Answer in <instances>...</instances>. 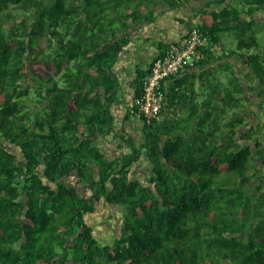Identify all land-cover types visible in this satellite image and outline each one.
<instances>
[{"label":"trees","instance_id":"trees-1","mask_svg":"<svg viewBox=\"0 0 264 264\" xmlns=\"http://www.w3.org/2000/svg\"><path fill=\"white\" fill-rule=\"evenodd\" d=\"M154 1L0 0V264H264V46L251 22L225 8L195 27L212 43L234 34L248 75L225 70L200 103L190 80L177 94L195 110L140 119L138 147L115 133L119 158L95 145L114 133L112 68L130 23L150 20ZM202 52L186 70L215 59ZM141 155L144 181L130 176ZM108 219L119 226L100 244Z\"/></svg>","mask_w":264,"mask_h":264},{"label":"crops","instance_id":"crops-1","mask_svg":"<svg viewBox=\"0 0 264 264\" xmlns=\"http://www.w3.org/2000/svg\"><path fill=\"white\" fill-rule=\"evenodd\" d=\"M225 8H230L243 20L252 23L263 47L264 7L248 5L242 0H155L152 4L150 20L136 25L130 23V29L127 31L128 44L117 56L112 68L119 82V91L111 106L112 115H115L114 133L111 132L95 138V145L100 148L106 158L109 160L119 158L129 151L125 146H121L120 139L117 138L116 134L126 133V136L133 138L134 141L137 140L136 142L139 144L143 142L142 121L127 116L135 94L138 75L147 71L154 58L164 50L167 44L184 38L188 30L193 26L198 27L202 24H210L211 12L218 13ZM243 52L236 50V54L232 56L216 55L215 59H212L205 66L194 70L182 71L175 78L167 80L165 84L167 94L165 107L160 120L184 117L193 109L195 110V107L191 109L190 102L185 101L184 97L177 94V90L188 86L190 80L194 79V94L190 98L200 103L209 92L207 88L210 85L212 75L218 76L214 81H217L218 78H223L225 70L240 71L239 75L242 77L248 75L249 68L243 64ZM250 52H257V49ZM200 76H203V80ZM176 78L178 80L183 78L181 81L183 85L179 86V83L176 84L174 81ZM252 82L254 83L255 80ZM204 84H207L206 88H203ZM189 92L190 88L187 89L186 94L188 95ZM216 96L217 94L214 99H216ZM174 104H179V107ZM132 169L130 176H141L139 180L148 176L149 167L143 157H140L134 163ZM118 226V220L113 222L108 219L106 222H100L96 227V229H99V232L96 233V238L98 241L101 238L104 241H110L115 235L112 231L116 232Z\"/></svg>","mask_w":264,"mask_h":264},{"label":"built area","instance_id":"built-area-1","mask_svg":"<svg viewBox=\"0 0 264 264\" xmlns=\"http://www.w3.org/2000/svg\"><path fill=\"white\" fill-rule=\"evenodd\" d=\"M204 35L197 28L178 41L169 43L161 56L152 61L149 71L142 79L140 94L133 98L129 115L135 119H142L146 123L161 119L166 96V82L177 73L195 67L204 58L202 49H206ZM216 55V49L210 48Z\"/></svg>","mask_w":264,"mask_h":264},{"label":"rangeland","instance_id":"rangeland-1","mask_svg":"<svg viewBox=\"0 0 264 264\" xmlns=\"http://www.w3.org/2000/svg\"><path fill=\"white\" fill-rule=\"evenodd\" d=\"M208 37V36H207ZM43 45H45V43H42ZM206 44V47L209 49L210 51V48L212 47L213 49H216V55L219 56V55H229L230 51H235L236 49V46H235V36L234 34L232 33H228V32H222L220 34V38H219V41L217 43H212L210 42V40L207 38V41L205 42ZM34 68L37 70V71H40V66L39 64H36L34 66ZM216 75H212V78H210V86H213L215 85V82H214V79H216L218 76ZM217 81H223L222 83L226 82V78H225V74H224V77L223 78H218ZM250 81V80H249ZM252 96V94H249ZM34 96V93H33V89L31 90V97ZM221 97V94H217L216 96V99L218 100L219 98ZM256 103L253 102L251 105H250V108L251 109H254L255 111L257 112H260L259 109L256 108ZM262 108H264V105L262 106ZM264 110V109H263ZM262 110V111H263ZM235 114V109H232L231 111L228 112V117L229 118L230 116H234ZM263 114V115H262ZM244 116V115H243ZM115 117V115H114ZM257 119L259 120V125L260 124H263L264 123V112H261L260 115L257 116ZM256 117L254 116L251 123L252 122H255L256 120ZM251 120V119H250ZM256 126V125H255ZM258 136L260 138H262L264 140V129H262V132H260L258 134ZM134 140V139H133ZM137 140H135L134 142H136ZM251 143V142H250ZM138 147L139 146V143L136 142V145L135 147ZM141 157H143V155H141ZM139 160V159H138ZM137 160V161H138ZM262 166L259 164V165H256L255 168H254V171H257V170H261ZM143 179V178H142ZM145 179H143L144 181ZM147 181V180H146ZM105 209V208H104ZM107 209V208H106ZM102 222V221H101ZM115 227L116 225L114 226V230H115ZM113 230V229H112ZM102 233H106V232H102ZM112 233H114V231H112ZM103 239L101 238V240L99 241V243H103Z\"/></svg>","mask_w":264,"mask_h":264},{"label":"flooded vegetation","instance_id":"flooded-vegetation-1","mask_svg":"<svg viewBox=\"0 0 264 264\" xmlns=\"http://www.w3.org/2000/svg\"><path fill=\"white\" fill-rule=\"evenodd\" d=\"M255 115H258V112L257 111H255Z\"/></svg>","mask_w":264,"mask_h":264}]
</instances>
